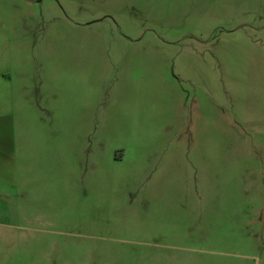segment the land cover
Here are the masks:
<instances>
[{
  "label": "rangeland",
  "instance_id": "374dc122",
  "mask_svg": "<svg viewBox=\"0 0 264 264\" xmlns=\"http://www.w3.org/2000/svg\"><path fill=\"white\" fill-rule=\"evenodd\" d=\"M18 19L23 30L32 25L39 57L44 44L51 47L46 71L57 75L52 87L63 88L69 105L91 104L102 120L126 123L137 96L147 98L136 107L148 110L154 166L144 176L134 170L130 182L126 175L133 191H114L125 182L103 155L99 213L75 214L59 235L32 231L13 218L14 208L4 209L0 264H264V204L255 195L264 185L261 145L252 127L234 125L235 94L247 99L258 90L264 103V0H5L0 35L7 38ZM238 27L240 39L253 42L243 54L255 70L245 60L226 84L219 74L199 79L179 69L189 53L209 56L207 43L194 40L219 43ZM240 105L245 113L247 102ZM239 132L246 143L237 142ZM98 134L112 142L124 136L104 122ZM176 138L177 173L162 177L161 148ZM160 183L170 188L148 191ZM238 185L246 190L240 200ZM145 195L155 203L146 205Z\"/></svg>",
  "mask_w": 264,
  "mask_h": 264
},
{
  "label": "crops",
  "instance_id": "0c3cea01",
  "mask_svg": "<svg viewBox=\"0 0 264 264\" xmlns=\"http://www.w3.org/2000/svg\"><path fill=\"white\" fill-rule=\"evenodd\" d=\"M4 6L5 0H0V15ZM28 18L37 19L36 14ZM18 20L7 38L0 33V228L5 226L3 210L14 208V219L30 223L32 231L55 236L60 234L58 228L75 214L92 218L99 213L103 188L100 177L105 160V164L114 168L117 178L125 182V185L118 182L113 185L114 191L120 186L123 192L133 191L134 187L128 188V184L135 171L144 176L154 166L148 155V110L136 107L139 101L145 105L147 98L142 94L137 96L126 123L118 118L113 122L111 116L102 120L91 104L69 105L63 88L52 87L57 75L46 71L52 65V57L48 55L51 47L44 44L39 57V45L32 39V25L26 24L23 30L21 19ZM3 28L0 22V32ZM241 28L228 30L232 39L219 43L194 40L199 45L207 43L204 48L209 56L193 57L189 53L182 58L179 69L199 79H203L204 71L209 76L219 74L226 84L228 78L241 74L245 60L255 70L254 60L244 59L243 49L253 42L240 39L245 36ZM251 75L260 74L251 71ZM206 85H209L207 80ZM257 91L246 92L247 99L235 94L239 106L234 110V125L238 130L253 128L257 137L252 142L261 145L255 151L264 160V103ZM246 102L244 113L240 104L244 106ZM101 122L113 124L124 136L113 142L103 138L98 134ZM239 134L241 137H235L237 142L246 143L245 136ZM161 150L160 175L177 173V138L165 140ZM245 158L243 149L234 157L238 165ZM125 166L131 170L124 172ZM126 175L130 178L128 183ZM165 184L152 185L148 191L170 188ZM236 188L240 200L246 190L240 185ZM255 195L264 204V185ZM144 198L146 205L155 203L147 195Z\"/></svg>",
  "mask_w": 264,
  "mask_h": 264
}]
</instances>
